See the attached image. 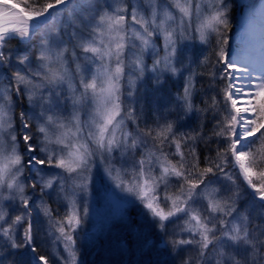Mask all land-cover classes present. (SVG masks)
<instances>
[{
    "label": "snow or ice",
    "instance_id": "6c2138e0",
    "mask_svg": "<svg viewBox=\"0 0 264 264\" xmlns=\"http://www.w3.org/2000/svg\"><path fill=\"white\" fill-rule=\"evenodd\" d=\"M231 11V0H0V251L80 264L101 165L158 233L122 239L129 251L162 242L188 253L181 264H264V26L258 47L232 54ZM188 42L210 50L195 56ZM146 77L157 91L183 78L169 109L182 116L141 127ZM192 116L197 127L180 131ZM33 205L62 246L51 257L37 252Z\"/></svg>",
    "mask_w": 264,
    "mask_h": 264
},
{
    "label": "rangeland",
    "instance_id": "374dc122",
    "mask_svg": "<svg viewBox=\"0 0 264 264\" xmlns=\"http://www.w3.org/2000/svg\"><path fill=\"white\" fill-rule=\"evenodd\" d=\"M244 1L231 0L232 27L228 35L232 54L235 49L233 38L238 17L247 10L258 7L263 2V0H250L247 5H242L241 3ZM9 2L20 3V6H23V0H9ZM11 42L20 43L18 40H12ZM157 43L160 44V41L158 40ZM188 47L192 49L195 56H201L210 50L207 46L200 45L198 42L194 45L188 42ZM239 47L243 49L246 46L239 45ZM147 62L151 64L152 61L148 59ZM198 71H204V69H198ZM182 84V77L169 78L157 91L154 89L151 77H146L144 83L140 86L141 98L137 105L138 110L140 107L144 109L141 127H144L143 120H146L148 125H153L157 116H167L168 119L175 120L183 115L178 110L169 111L175 104L174 94L181 90ZM207 84L208 80L204 78L199 80L198 86L204 85L206 88ZM196 103H200L199 97L196 98ZM25 108H27V101H25ZM18 111L19 109H17ZM180 124L179 130L187 132L197 127L198 120L195 116H192L181 120ZM237 179L243 186L242 179L240 177ZM246 192H250V190H246ZM49 203L53 209H58L60 216H63L65 212L63 204L55 203L54 197L49 200ZM87 203L89 215L81 226L77 238L80 264H181V258L188 255L184 251L173 253L170 249H166L162 242L159 243L156 249L143 253L139 250L129 251L121 243L122 239H132L136 232H144L152 236L153 239L158 238V233L149 223L139 217L133 198L120 192L107 180L101 165L94 169ZM239 207L241 210L251 207L250 195L246 194L241 199ZM17 214H19L18 211L9 209L10 216ZM32 223L34 234L38 236L37 252L40 255L51 257L57 247L62 251V246H54L52 238L47 235V220L35 205L32 206ZM174 227L175 225H169V231ZM32 255L33 253L27 249L15 253L0 251V264H29Z\"/></svg>",
    "mask_w": 264,
    "mask_h": 264
},
{
    "label": "bare ground",
    "instance_id": "6f19581e",
    "mask_svg": "<svg viewBox=\"0 0 264 264\" xmlns=\"http://www.w3.org/2000/svg\"><path fill=\"white\" fill-rule=\"evenodd\" d=\"M250 3V0H245L241 4L247 5ZM264 5L263 2L255 8H251V10H247L246 12L240 14L237 20V28L235 29L233 42L237 44L235 47V51L233 54H236L238 50V45L240 46H248L249 44L259 46L260 43V35L262 26H264V12H262L261 6ZM251 25V31H246L249 29Z\"/></svg>",
    "mask_w": 264,
    "mask_h": 264
},
{
    "label": "trees",
    "instance_id": "16d2710c",
    "mask_svg": "<svg viewBox=\"0 0 264 264\" xmlns=\"http://www.w3.org/2000/svg\"><path fill=\"white\" fill-rule=\"evenodd\" d=\"M9 47L13 48V49H18V48H23L24 45H22L21 43H18V42H14V43L10 42ZM213 147H214V145H213ZM199 151L201 153V160H203V156L208 154L207 151L205 150L203 144H201L199 146ZM214 154L215 153L213 152L212 155H214Z\"/></svg>",
    "mask_w": 264,
    "mask_h": 264
}]
</instances>
